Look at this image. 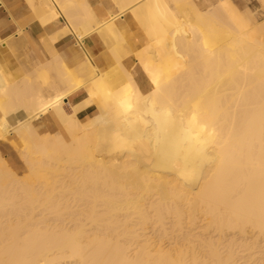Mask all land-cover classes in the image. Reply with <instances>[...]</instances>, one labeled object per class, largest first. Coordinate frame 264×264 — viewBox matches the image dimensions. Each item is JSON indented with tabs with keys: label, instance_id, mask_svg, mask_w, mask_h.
<instances>
[{
	"label": "bare ground",
	"instance_id": "6f19581e",
	"mask_svg": "<svg viewBox=\"0 0 264 264\" xmlns=\"http://www.w3.org/2000/svg\"><path fill=\"white\" fill-rule=\"evenodd\" d=\"M112 1L59 4L74 70L57 33L19 78L0 67V264H264V21L249 0Z\"/></svg>",
	"mask_w": 264,
	"mask_h": 264
},
{
	"label": "crops",
	"instance_id": "0c3cea01",
	"mask_svg": "<svg viewBox=\"0 0 264 264\" xmlns=\"http://www.w3.org/2000/svg\"><path fill=\"white\" fill-rule=\"evenodd\" d=\"M34 3H42L44 0H33ZM58 14L44 25H39L37 20L31 17L29 6L26 0H3L4 5L0 7V38L10 41V46L14 48L15 53L5 44H0V67L12 80L23 75V64L30 60L35 52L44 53L43 37L52 34L60 35V38L53 41L55 50L63 57L64 63L70 68L76 66L77 60L83 58L82 49L76 45V39L71 31L66 30V20L60 13L59 4L64 0H51ZM75 0H72V2ZM98 18L104 19L108 15L109 9L116 10L112 0H85ZM70 2V0H68ZM18 24L22 27L21 32H18ZM118 28L125 35L131 37L134 31L133 22L128 18L124 22L118 23ZM82 27L78 29L81 31ZM84 48L93 56L100 52L102 47L95 48L90 40V37L84 38ZM100 67V65L98 64ZM85 93L81 91L73 99L68 100L73 103L81 99ZM69 110V109H66ZM89 109L81 111V114L86 113Z\"/></svg>",
	"mask_w": 264,
	"mask_h": 264
},
{
	"label": "rangeland",
	"instance_id": "374dc122",
	"mask_svg": "<svg viewBox=\"0 0 264 264\" xmlns=\"http://www.w3.org/2000/svg\"><path fill=\"white\" fill-rule=\"evenodd\" d=\"M238 2H240L241 0H237ZM248 3H251L253 10L257 11L258 13V20L259 22H263L264 21V2L262 0H249ZM132 36L131 37H126V40L131 41ZM100 54H102V52H96L95 55L99 56ZM135 55L134 53L130 52L126 58L123 60V63L126 65L127 68L129 69H133L136 68V62H135ZM107 63L103 60H100L99 65L101 69H107ZM72 70H74V68H72ZM139 75V74H138ZM65 102H67V99H65ZM66 109H69V105L68 103L65 104L64 106ZM94 107L91 106V108L86 112L80 115V119H84L87 116H89L91 114V112L93 111ZM53 117H43L41 119H38V129L40 130V132L44 133V132H54L56 131V129H58L59 125H57L56 122H54V120L52 119ZM60 128V127H59ZM12 136L9 135L7 140L4 141H0V149L3 151V153L5 154V156L7 158H9L11 161H15V158L13 156H15L16 154V150L14 147V140ZM12 156V157H11Z\"/></svg>",
	"mask_w": 264,
	"mask_h": 264
}]
</instances>
